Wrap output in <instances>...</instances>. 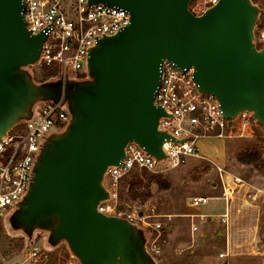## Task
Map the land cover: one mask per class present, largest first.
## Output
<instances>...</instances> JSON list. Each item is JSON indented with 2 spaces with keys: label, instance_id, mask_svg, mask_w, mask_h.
<instances>
[{
  "label": "water",
  "instance_id": "95a60500",
  "mask_svg": "<svg viewBox=\"0 0 264 264\" xmlns=\"http://www.w3.org/2000/svg\"><path fill=\"white\" fill-rule=\"evenodd\" d=\"M193 1L89 0L127 9L130 21L90 47L86 79H60L50 91L31 71L46 33L28 31L23 0H0V140L40 102L63 98L71 115L45 136L28 190L5 216L29 244L40 231L81 264H159L138 224L98 204L110 195L106 170L121 163L128 142L161 162L164 142L176 141L159 129L169 114L155 103L165 59L194 67L199 90L218 99L230 125L249 111L264 126V47L255 35L262 9L254 0H218L196 14Z\"/></svg>",
  "mask_w": 264,
  "mask_h": 264
},
{
  "label": "built area",
  "instance_id": "2783aa9c",
  "mask_svg": "<svg viewBox=\"0 0 264 264\" xmlns=\"http://www.w3.org/2000/svg\"><path fill=\"white\" fill-rule=\"evenodd\" d=\"M217 2L207 0L203 10ZM23 3L28 31L31 34L46 33L47 36L37 61L31 67L44 77L55 69L63 81L72 77L86 79L90 47L98 37L115 34L130 21L127 9L103 3L90 4L89 0H23ZM161 69V84L155 103L163 106L169 115L160 119L159 129L167 130L176 141L169 139L164 142L167 158L161 162L136 142H128L121 163L106 170L104 184L110 195L98 204V211L103 214L124 217L144 226H152L149 219L159 215L146 214L139 208L132 209L122 204L120 188L123 176L135 168L163 171L162 163L167 164L164 168L177 167L189 157H201L197 145L200 138L226 137L228 131L236 127V120L241 118L244 129L256 122L251 112L244 111L230 125L218 99L199 90L194 81V67L182 69L165 59ZM70 118L63 99L43 101L36 106L30 119L22 122V126H15L0 140V217L13 210L27 192L47 133L52 129H64ZM219 169L223 172L222 168ZM210 199L209 196H194L190 203L200 206ZM226 217L222 218L225 223ZM154 224L156 230L162 229L160 222ZM192 230H199L198 221H193ZM155 240L150 251L158 256L161 250ZM37 249L35 247L32 252L34 257L39 253ZM219 255L227 257L228 252L222 251ZM65 264L81 262L69 253Z\"/></svg>",
  "mask_w": 264,
  "mask_h": 264
},
{
  "label": "rangeland",
  "instance_id": "374dc122",
  "mask_svg": "<svg viewBox=\"0 0 264 264\" xmlns=\"http://www.w3.org/2000/svg\"><path fill=\"white\" fill-rule=\"evenodd\" d=\"M206 1L194 0L191 10L201 14ZM256 3L262 9L255 29L256 42L259 48H263L264 0H256ZM31 71L36 80L47 85L50 91L60 81L55 69L45 77L32 67ZM241 120H236V127L228 131L224 139L201 140L205 141L201 154L219 163L222 162L221 150L225 141L224 162L220 164L223 172L216 163L206 158L189 157L174 168H164L167 164L162 163L160 167L163 171L135 168L122 177V204L132 209L139 208L146 214L159 215L149 219L152 226L139 224L150 247L156 239L161 253L154 256L159 264H264V126L256 121L244 129ZM232 177L236 182L242 181L244 188H231ZM132 183L134 188L131 190ZM196 195L219 196L221 212L212 211L216 199L200 206L190 205V198ZM233 205L239 212L240 227L246 225L252 229L251 236H242L241 239L225 235L228 224L221 215L227 209L231 210ZM187 207L197 216L210 213L216 218L214 222L210 217L198 218L199 229L206 233L204 237L199 231L192 232L191 218L186 215ZM245 216H252L254 220H248L246 224ZM159 222L162 229L158 231L154 223ZM230 232L233 234L232 230ZM35 247L39 251L36 257L32 255ZM224 250L232 251L227 257H220V252ZM238 250L249 251L246 254ZM69 253L65 243L51 247L46 234L40 231L35 233L29 244L24 233L13 231L5 216L0 217V264H65Z\"/></svg>",
  "mask_w": 264,
  "mask_h": 264
},
{
  "label": "crops",
  "instance_id": "0c3cea01",
  "mask_svg": "<svg viewBox=\"0 0 264 264\" xmlns=\"http://www.w3.org/2000/svg\"><path fill=\"white\" fill-rule=\"evenodd\" d=\"M211 138H222V139H224L225 137H203V138H200L198 140V142H197V145H198V148H199L200 151H201V149H203L205 147V144H204L205 141H201V140L202 139H211ZM225 148H226V146H225V141H224L223 146H222V150H221V153L223 154V156H222V162H220V163L218 161H216L214 158H211V157L206 158L202 154H201V157L200 158H206V159H208V160L216 163L218 165V167H220V164L224 162V157H225L224 156V153H225V150H226ZM228 179H230V178H228ZM231 181H232L231 188H234L235 189L237 187H240V189H243L244 186H245V184L242 183V181L241 182L240 181L239 182H236L233 177L231 178ZM228 183H230V180H229ZM196 196H201V195H196ZM209 197H211V199H216L217 200V203H215L213 205V207H212V211L214 212V211H217L218 210L219 213H220L221 210H220L219 204H220L221 198L219 196H209ZM190 201H191V198L189 200V204L192 205L190 203ZM235 207H236V205L235 206L233 205V208H231V210L229 208V210L227 209L226 212L222 213V215H221V217H224L225 215H227L226 218H227V221H228L227 222L228 225H227V231H225V235L227 237L228 236L230 237L231 235L238 236V237H241V239H243L242 236H244L245 238L246 237H249V235L251 236V234L253 232L252 229H250L248 226L246 227V225H245V227H240V225H239V221L240 220H238V217H240V216H239V212L235 209ZM187 211H188V213L186 215L191 218L192 223H193V221H198V218H200L201 215H204L203 219H205L206 217H210L211 221H213V222L216 219L213 216H211L210 213H207V214L202 213V214H200V216H197V215L191 213V211L188 210V207H187ZM244 219H246V221H245L246 224H247L248 220H250V222H252V220H254L252 216H250V218L247 217V216H245ZM198 226H199V221H198ZM231 230L233 231L232 232L233 234H231V232H230ZM198 231H199V234H200L201 237H204L206 235V233L203 230H200L199 229ZM192 232L195 233L196 231H193L192 230ZM218 233H219V231H218ZM222 233H224V232H222ZM224 251H227L228 254H230V252L232 250H224ZM238 251H240L241 253H246L247 254V251H249V250H238ZM193 253H195V252H193ZM248 253H250V252H248Z\"/></svg>",
  "mask_w": 264,
  "mask_h": 264
},
{
  "label": "flooded vegetation",
  "instance_id": "af4514ba",
  "mask_svg": "<svg viewBox=\"0 0 264 264\" xmlns=\"http://www.w3.org/2000/svg\"><path fill=\"white\" fill-rule=\"evenodd\" d=\"M38 82H40L39 80H37ZM63 99V98H62ZM138 226H140V228H141V225H139L138 224ZM146 247H147V249L150 251V246H149V241H148V238H147V236H146ZM151 252V251H150Z\"/></svg>",
  "mask_w": 264,
  "mask_h": 264
},
{
  "label": "trees",
  "instance_id": "16d2710c",
  "mask_svg": "<svg viewBox=\"0 0 264 264\" xmlns=\"http://www.w3.org/2000/svg\"><path fill=\"white\" fill-rule=\"evenodd\" d=\"M254 2H256V0H254ZM192 4V3H191ZM260 48H262V47H260ZM133 183H135V181L133 182ZM132 183V186H131V190L134 188V184ZM180 264H182V263H180Z\"/></svg>",
  "mask_w": 264,
  "mask_h": 264
}]
</instances>
